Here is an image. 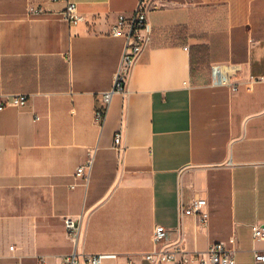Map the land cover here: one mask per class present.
<instances>
[{"label":"crops","instance_id":"obj_1","mask_svg":"<svg viewBox=\"0 0 264 264\" xmlns=\"http://www.w3.org/2000/svg\"><path fill=\"white\" fill-rule=\"evenodd\" d=\"M139 2L77 0L85 21L72 25L63 0H0V96L29 97L0 115V264H62L65 218L101 264H150L156 226L189 252L235 248L236 264L264 250L252 235L264 224V83L249 81L264 76V0H145L149 44L98 122L125 49L112 28ZM199 42L207 63L193 75ZM216 64L239 66L230 86L212 83ZM92 152L85 187L75 172ZM197 199L206 223L185 213Z\"/></svg>","mask_w":264,"mask_h":264},{"label":"built area","instance_id":"obj_2","mask_svg":"<svg viewBox=\"0 0 264 264\" xmlns=\"http://www.w3.org/2000/svg\"><path fill=\"white\" fill-rule=\"evenodd\" d=\"M57 2L61 0H48ZM66 3L63 17L72 25H77L85 21V17L79 12L77 0H63ZM34 15H41L45 10L39 6L31 11ZM115 37L125 39V49L122 63L115 76L113 90L103 96L105 106L98 109L96 120L102 122L105 118L107 107L111 103L114 92H123L129 72L136 64L141 54L145 51L150 41V30L147 19L145 0H140L134 14L130 18L120 16L117 23L112 28ZM239 71V66L216 64L211 67L212 83L216 86H230V78ZM251 84L264 83V76H250ZM29 103V97L23 94L1 95L0 96V115L8 107L23 108ZM121 134L115 136V148L120 152ZM95 153H89L84 164L79 166L75 172V179L81 181V185L87 187L89 184L91 171L94 166ZM79 183L70 186L75 189ZM207 201L205 199L194 200L185 210L187 215L199 216L204 223L208 220L206 212ZM67 236L73 244V250L62 258V264H101L103 254H82L78 251V243L81 235V225L72 218L64 220ZM169 231L163 226H156L153 233L154 248L152 251L142 254L145 261L150 264H236L235 248L229 249L224 243L212 244L205 252H189L180 244L168 241ZM252 235L255 241H264V224H254ZM229 243L236 245L237 239L231 237ZM11 251L15 247L10 248ZM255 264H264V250L254 252ZM39 264H47L41 260ZM127 264H136L133 258Z\"/></svg>","mask_w":264,"mask_h":264},{"label":"trees","instance_id":"obj_3","mask_svg":"<svg viewBox=\"0 0 264 264\" xmlns=\"http://www.w3.org/2000/svg\"><path fill=\"white\" fill-rule=\"evenodd\" d=\"M195 48V51H192ZM191 54V74H195L202 66L207 63L206 47L204 44L199 42L197 45L190 47ZM102 109V108H99Z\"/></svg>","mask_w":264,"mask_h":264}]
</instances>
